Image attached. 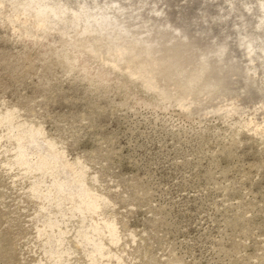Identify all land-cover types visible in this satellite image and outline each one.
I'll return each mask as SVG.
<instances>
[{
  "label": "rangeland",
  "instance_id": "374dc122",
  "mask_svg": "<svg viewBox=\"0 0 264 264\" xmlns=\"http://www.w3.org/2000/svg\"><path fill=\"white\" fill-rule=\"evenodd\" d=\"M0 264H264V0H0Z\"/></svg>",
  "mask_w": 264,
  "mask_h": 264
},
{
  "label": "bare ground",
  "instance_id": "6f19581e",
  "mask_svg": "<svg viewBox=\"0 0 264 264\" xmlns=\"http://www.w3.org/2000/svg\"><path fill=\"white\" fill-rule=\"evenodd\" d=\"M258 6L263 7V1L259 2Z\"/></svg>",
  "mask_w": 264,
  "mask_h": 264
}]
</instances>
